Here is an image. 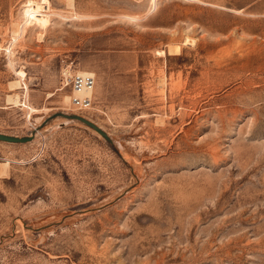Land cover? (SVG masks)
I'll return each instance as SVG.
<instances>
[{
	"label": "rangeland",
	"instance_id": "374dc122",
	"mask_svg": "<svg viewBox=\"0 0 264 264\" xmlns=\"http://www.w3.org/2000/svg\"><path fill=\"white\" fill-rule=\"evenodd\" d=\"M0 132V264H264V0H0Z\"/></svg>",
	"mask_w": 264,
	"mask_h": 264
},
{
	"label": "water",
	"instance_id": "95a60500",
	"mask_svg": "<svg viewBox=\"0 0 264 264\" xmlns=\"http://www.w3.org/2000/svg\"><path fill=\"white\" fill-rule=\"evenodd\" d=\"M55 116H62L65 118L80 120V121L84 122L86 125L90 126L94 130H96L106 140H108L109 142H113L112 138L110 137L108 132L106 130H104V128H102L96 122H94L93 120H91V119H89L83 115L76 114V113L69 114L66 112H59V113L53 114L51 117H55ZM34 137H35V134L26 135V136H18V135H10V134L0 132V141H5V142L25 143V142L32 141L34 139Z\"/></svg>",
	"mask_w": 264,
	"mask_h": 264
},
{
	"label": "built area",
	"instance_id": "2783aa9c",
	"mask_svg": "<svg viewBox=\"0 0 264 264\" xmlns=\"http://www.w3.org/2000/svg\"><path fill=\"white\" fill-rule=\"evenodd\" d=\"M95 79L94 76L91 75H75L71 78V85L73 88V92L76 93L81 90H86L92 88L94 86ZM72 102L75 106L80 109H85L92 103V98L89 95H75L72 98Z\"/></svg>",
	"mask_w": 264,
	"mask_h": 264
},
{
	"label": "bare ground",
	"instance_id": "6f19581e",
	"mask_svg": "<svg viewBox=\"0 0 264 264\" xmlns=\"http://www.w3.org/2000/svg\"><path fill=\"white\" fill-rule=\"evenodd\" d=\"M46 2L47 1L38 4V3L31 1L27 4L28 6L26 8V15L28 16L30 21L34 20L40 24H46L47 23L48 16L46 13L43 12L45 10V9L43 10L44 6H41V4L46 3ZM46 7L48 8V6H45V8ZM46 11H47V9H46ZM91 76H93V75H91ZM92 91H93V87L89 88V90L86 89V90L78 91V92H76V95H80V96L89 95L90 96ZM10 98H12V97H10Z\"/></svg>",
	"mask_w": 264,
	"mask_h": 264
}]
</instances>
